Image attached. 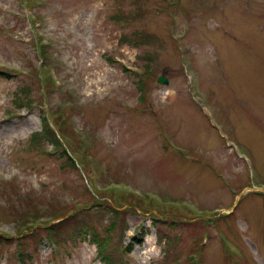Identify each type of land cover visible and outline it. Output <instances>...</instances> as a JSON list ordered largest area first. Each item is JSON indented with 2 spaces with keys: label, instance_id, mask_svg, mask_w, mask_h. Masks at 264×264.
Returning <instances> with one entry per match:
<instances>
[{
  "label": "rangeland",
  "instance_id": "1",
  "mask_svg": "<svg viewBox=\"0 0 264 264\" xmlns=\"http://www.w3.org/2000/svg\"><path fill=\"white\" fill-rule=\"evenodd\" d=\"M103 257L264 264V0H0V264Z\"/></svg>",
  "mask_w": 264,
  "mask_h": 264
},
{
  "label": "trees",
  "instance_id": "2",
  "mask_svg": "<svg viewBox=\"0 0 264 264\" xmlns=\"http://www.w3.org/2000/svg\"><path fill=\"white\" fill-rule=\"evenodd\" d=\"M46 126V125H45ZM42 132H44V133H46V134H50V132L49 131H47V127H46V129L44 130V129H42ZM41 133V132H40ZM52 145L54 144V143H51ZM74 217H70V219H73ZM67 222V221H66ZM66 222H64V223H66ZM58 224V223H57ZM54 225V226H52V227H50L48 230H51L50 232H49V237H51L52 239H56L57 240V238H58V236L61 234L60 232H64V229H62V227L60 226L61 224H58V225ZM89 224H91L89 221L88 222H86V225L84 226V230H80V231H77L78 232V234L80 235V236H88L89 237V239L90 240H92L93 242H96L97 243V237H96V235H94V233L91 231V225H89ZM90 229V230H89ZM47 230V229H46ZM26 239V238H25ZM24 239V241H21V243H20V245H19V247L20 246H23V247H27V248H29V244H28V242L26 241ZM48 239H50V238H48ZM38 241V238H37V240L35 241V242H37ZM34 242V243H35ZM19 258H20V260H21V262H24L23 261V256H24V253L22 252V251H20L19 252ZM28 258H30L29 256H28ZM107 259H109V262H110V264H112V261H111V257L110 258H107ZM103 261L107 264V260L103 257Z\"/></svg>",
  "mask_w": 264,
  "mask_h": 264
},
{
  "label": "water",
  "instance_id": "3",
  "mask_svg": "<svg viewBox=\"0 0 264 264\" xmlns=\"http://www.w3.org/2000/svg\"><path fill=\"white\" fill-rule=\"evenodd\" d=\"M158 83L161 84V85H167V81L163 77H160L158 79Z\"/></svg>",
  "mask_w": 264,
  "mask_h": 264
}]
</instances>
